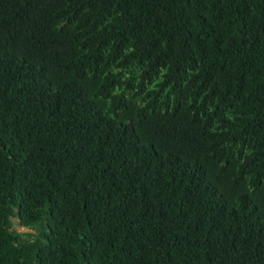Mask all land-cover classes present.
<instances>
[{
  "label": "trees",
  "instance_id": "trees-1",
  "mask_svg": "<svg viewBox=\"0 0 264 264\" xmlns=\"http://www.w3.org/2000/svg\"><path fill=\"white\" fill-rule=\"evenodd\" d=\"M0 264H264V0H0Z\"/></svg>",
  "mask_w": 264,
  "mask_h": 264
},
{
  "label": "rangeland",
  "instance_id": "rangeland-1",
  "mask_svg": "<svg viewBox=\"0 0 264 264\" xmlns=\"http://www.w3.org/2000/svg\"><path fill=\"white\" fill-rule=\"evenodd\" d=\"M11 220H12V225H13L12 227H13V229H15L16 231H18V232H26V231H28L27 228L21 226V225L18 223V221H17L16 218H11Z\"/></svg>",
  "mask_w": 264,
  "mask_h": 264
}]
</instances>
